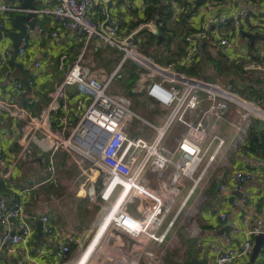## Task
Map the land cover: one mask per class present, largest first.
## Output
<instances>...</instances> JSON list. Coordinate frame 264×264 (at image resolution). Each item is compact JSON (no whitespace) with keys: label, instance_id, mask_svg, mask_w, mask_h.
<instances>
[{"label":"built area","instance_id":"built-area-1","mask_svg":"<svg viewBox=\"0 0 264 264\" xmlns=\"http://www.w3.org/2000/svg\"><path fill=\"white\" fill-rule=\"evenodd\" d=\"M38 1L46 7L37 8L36 17L49 18L54 28L50 32L44 31L36 21L34 29H29L22 37L18 56L27 52L33 36L55 41L61 34L74 32L84 38L86 46L95 40L104 48L117 50L120 59L113 73L103 81L91 74L89 59L82 52L36 117L27 114L18 103L24 91L20 78L13 76L8 100L0 101V112L15 121L25 122L23 129H28L24 138L26 141L21 143L16 160L30 154L29 139L40 148L51 145L52 152L62 149L77 164L78 177L84 180L79 187L83 197L92 202L99 201L96 229L85 246H77L75 258L68 259L70 243L63 242L54 250L44 241L34 246L37 258H48L55 264H91L97 247L105 239H120L117 235L121 234L130 238L132 244L127 248L128 245L118 240V250H113L117 257L111 258L110 264H164L168 245H171L168 241L170 230L178 216L191 197L199 192L190 204V218L196 210L194 204L202 202L201 193L210 183L211 171L225 166L229 154L246 144L251 119L264 123V111L235 95L229 85L210 83L178 72L172 64L160 65L147 58L141 51L142 40L137 39V34L143 27L149 28L152 34H157V29L145 24L127 33L109 13L108 5L118 0ZM153 1L138 0L141 6L150 5ZM22 2L0 0L1 32L6 30L5 16L30 12L21 7ZM95 4L98 10L94 16L92 8ZM260 14L264 15V7ZM262 19L253 23L247 12L209 19L204 29H195L183 36L184 54L179 66L187 70L196 65L200 57V43L208 37L210 27L229 26V35L238 37L241 32H262ZM218 41L223 50L229 47L230 42L226 38H218ZM11 57V50L5 52L0 66L6 65ZM128 63L135 67L131 91L127 93L122 90V94L118 90L111 91L113 82L123 77ZM40 67L41 63L37 62L32 80L38 78ZM12 75L11 69H8L7 76ZM68 87H75L90 102L64 138L62 134L65 128L61 133L53 132L49 116L59 106V99L64 97ZM133 93H144L152 101V107L169 109L161 126L143 120L131 109L129 97ZM203 101L207 103L204 110L201 109ZM232 105L240 112L241 121L235 126L233 136L227 138L220 133L219 126L225 122ZM194 113L200 114L195 121L189 119ZM134 120L144 123L154 135L145 138L141 137L142 134L131 135L129 128ZM173 125L179 127L180 131L176 147L169 148L163 144V139ZM257 166L264 171V157ZM0 169H4V177L9 176V160L1 146ZM252 175L250 171H236L232 181L234 191L241 192L252 180ZM149 176L156 179L158 185L155 190L148 186ZM94 185L99 187V191H95ZM225 188L224 185L220 186V189ZM183 191L185 197L177 205ZM232 201L222 199L225 207L232 206ZM176 205V210L170 216ZM226 214L224 209L219 215L221 221H225ZM39 221L46 237L56 236L46 214L41 215ZM187 224H190L189 219ZM241 225L244 230L239 246L229 249L216 246L214 264H235L251 256L254 237L264 236V227L250 224L247 218L242 219ZM0 227L4 230L0 238V252L5 248L27 246L33 238L34 232L25 214L21 194L9 203L0 199ZM188 230L191 237L199 234L193 224ZM238 231V228H233L230 233L223 232L224 241L230 242V237Z\"/></svg>","mask_w":264,"mask_h":264},{"label":"crops","instance_id":"crops-1","mask_svg":"<svg viewBox=\"0 0 264 264\" xmlns=\"http://www.w3.org/2000/svg\"><path fill=\"white\" fill-rule=\"evenodd\" d=\"M161 1L164 4H171L173 8L174 13L169 25L180 22L179 15L182 12L186 13L190 11L189 4L192 3L194 6H198L195 5L196 0ZM154 2L155 0L150 5H153ZM33 4L39 9L46 7V5L38 0H33ZM148 6L149 5L141 6L138 0H118V2L109 4L108 9L113 20L119 23L128 33L145 24L150 26V28L155 26L154 18L144 22L145 11ZM199 6V8L189 15L187 21L192 29L191 31L195 29H204L209 19L219 15L229 16L231 13L247 12L250 21L253 23L260 22L261 18H263L261 23L263 31L252 34L259 36L253 41L252 46H250V40L246 37H242L241 34L235 37L229 35L230 30L228 28L222 32L217 28H222L224 26L210 27L208 30V37L200 43L199 60L192 68L199 67L198 65L202 60V53L205 54L204 51L206 52L207 59L209 58L208 64L210 66L221 65L212 58V53L215 51V57H221L223 61L228 64L227 68L230 66L232 69L237 68L236 70H238V73L233 74H241L239 69H241L242 72L246 69H250V71L255 72V74L254 76L251 74L249 80H259L262 93L260 97L257 98H241L264 111V15L260 14L264 7V0H206ZM97 10L98 5L95 4L92 8L94 16ZM16 15L17 14H8L5 16L6 30L2 32L3 39L0 40V59H3L5 52L11 50V40L6 38L5 34L14 31L13 19ZM36 20L44 31L50 32V30L54 28L47 17H36ZM25 26L27 27V31H29L27 23H25ZM149 34L154 36L157 35L152 34L149 28L146 27H143L137 34V39L139 41L142 40L140 43L142 52H144L142 43L146 41V37H148ZM185 34L186 33L180 35L179 38L172 33L171 36L173 39L169 43L166 38L158 36L161 40L158 39L157 44L158 46L162 45V47H164L163 50L169 53V59L170 55L176 56L175 61H171L165 65L172 64L178 72L180 71L188 74L186 70L183 71L182 67L179 66V60L184 54L183 36ZM218 38H226L230 42L226 50L220 47ZM202 43H205L204 51L201 49ZM151 49L156 51L158 48L153 47ZM82 52L87 59H89L91 74L103 81L109 78L113 73L120 59V53H118L117 50L104 48L95 40L91 41L89 45L86 46L84 38L74 32L61 34L60 38L55 41H45L37 36L31 38L27 52L16 58V62L21 64L24 69L29 70L30 73L32 90L26 95L25 99L31 100L32 103L22 104L27 114L36 117L40 113L44 106L50 101L51 94L56 90L57 86L62 83L68 69ZM101 56L106 60L101 59ZM37 62L41 63V67L37 72L38 78L32 80V75L36 70L35 64ZM235 64L237 66H235ZM8 69H11L13 74L12 77L7 76ZM259 72L262 74L258 76ZM242 75L244 74L242 73ZM13 76H17V71L9 65V61L6 65L0 66V101L8 100ZM235 78H238V76ZM240 82L241 81L233 80V83H237V85L242 84ZM233 93L236 95L235 92ZM40 99H45L46 102L39 103ZM89 102V98L80 95L75 87L66 88L64 97L59 99V106H57L49 116L51 123L50 127L53 132L61 133L64 127L65 131L62 135L64 138L67 137L68 131L74 126L77 117L83 113ZM206 107L207 103L203 101L201 109L204 110ZM199 117V113H194L189 116V119L195 121ZM240 121V112L236 111L233 105L230 106L225 116V122L219 126L220 133L227 138H231L234 134L235 126H237ZM254 122L258 124L260 130H264V123L252 118L248 128L246 142L248 140L249 129ZM24 126L25 122L15 121L10 116L0 112V146L9 160L10 170L9 176L4 177V169H0V199L6 200L9 203L11 200L18 198L19 194L22 195L24 211L32 226L34 235L27 246L22 247L20 245L15 248L3 249L0 252V264H55L51 259L47 258L42 260L41 258H37L34 246L42 241L46 242L48 247L54 250L63 242L70 243L71 252L68 255V259H73L77 255V246L79 244H87L92 238L93 232L96 229L95 226L98 222V211L94 222L91 224L89 234L87 233L82 237L80 234L81 227H77L80 226L78 222L80 220L77 221L75 218L72 205L63 206V204L69 200H65L66 197L64 195H58V193L61 194V192H64L65 189L69 187V184L62 182L59 177L65 174L71 165L75 166L78 170L77 164L73 163L68 154L62 149L52 152L51 145L40 148L32 139H29L28 142L30 154L23 156L17 161L16 157L21 150V143L26 141L24 138L28 133L27 128L23 129ZM176 130L179 132L180 128L174 126V131L176 132ZM177 134L175 135L174 133L165 142V145L169 148H175L177 145ZM261 159L260 153L256 154L249 152L248 144L246 143L237 151L229 154L225 166L211 171L210 183L201 193L202 202L198 201L194 204L196 210L190 218H187V220L189 219L190 223L199 230L198 236L191 237L190 233H187V237L185 236L183 239V237H178L172 230L176 222L181 218L182 211L170 230L168 241L170 240L171 245H168L164 264H183V262L191 260L192 258H196L199 261H206L207 264H214L216 246L221 249L239 246L242 240L241 232L244 230V227L241 225L243 218H247L252 225L264 227V171L261 167L257 166ZM236 171H250L253 174L252 180L245 185L241 192H235L233 189L232 181ZM79 173L78 171L77 174ZM148 179L149 188L155 190L158 185L156 179L153 176H149ZM56 180L57 182L61 180V182L60 185L58 184V187L54 186L57 188L55 192L54 188H52V184H55ZM50 184L51 186H48ZM222 185L226 188L220 189ZM67 192L69 193L71 191ZM80 193L81 191L78 190V200L80 199ZM199 194V192H196L194 196L197 197ZM55 195L58 197L55 198ZM223 198H229L231 201L233 200L232 202H234V204L225 207L222 203ZM189 202L190 200L188 203ZM205 205L208 206L202 211V207ZM190 206L191 205H189V208ZM224 209L227 211V216L223 222L220 220L219 215ZM43 214L49 217L56 231V236L46 237L43 232L42 235L39 234V225L41 227L39 217ZM196 217H200L198 221H195L194 218ZM191 224H187L185 219L182 222L183 226L188 225L189 228ZM233 228H238L239 231L236 235H232L230 237V242L227 243L224 241L222 234L223 232L230 233ZM3 234L4 230L0 227V238ZM117 236H119L120 239H105L104 243L97 247L92 257L91 264H110L111 258L117 257V254L113 250H118V240L128 245L126 246L127 248L131 246L132 243L130 238L122 236L121 234ZM250 257L251 256L240 260L235 264H264V244H261V250L253 262H250Z\"/></svg>","mask_w":264,"mask_h":264},{"label":"rangeland","instance_id":"rangeland-1","mask_svg":"<svg viewBox=\"0 0 264 264\" xmlns=\"http://www.w3.org/2000/svg\"><path fill=\"white\" fill-rule=\"evenodd\" d=\"M173 10V8H171ZM15 17V16H14ZM175 24V23H174ZM173 24V25H174ZM182 23L180 22H176V24L172 27V29L174 30V36L177 35V37L180 38V35H182L184 32L183 28L181 27ZM187 26L188 28H190L189 23L187 22ZM218 29H220V32L225 31L227 28L230 29L229 26H224L222 28L217 27ZM176 31V32H175ZM164 47L160 46L156 51L149 48L144 50V54L147 58L160 63L161 65H165L166 61L169 59L168 57V52L163 50ZM213 56L212 58H214L215 61H218L221 64V68L223 70V72L225 71V69H230L229 75L228 72H218L216 70V66H208L205 70V76H209L210 80H207L205 78H203L206 81L209 82H214L217 84H221V85H229L232 89L233 92H235V86L237 87V83L235 84H230L228 83L229 80H238L241 82H247L249 81L250 75L252 74L254 76L255 72L250 71V69H246L245 71H243V74H233L231 72V66L227 68V63L225 61H223V59L221 57H215V51H213ZM103 60L104 59L102 56L100 57ZM109 58V57H108ZM235 66H237L235 64ZM249 68V67H247ZM262 73L259 72L258 76L261 75ZM227 75V76H226ZM236 76H238V78H235ZM240 82V83H241ZM239 83V84H240ZM121 83L119 81L113 82L110 90L111 91H117L120 92V94H122V89H119ZM131 100V109L137 114L139 115L143 120L149 122V123H154L157 126H161L163 124V121L165 120L166 116L169 113V109L164 108V107H152L151 103L152 101L145 96L144 93H133L130 97ZM129 131L131 132V135H141V137H147L150 135H154L153 131H151L144 123H142L139 120H134L132 126L129 128ZM175 133V135L178 133V131L176 130V132L174 131V125L168 130L166 137L163 140V144H165V142ZM79 170H77V168L73 165L70 166L69 170L66 171L65 174L61 175L59 178L62 180V182H64L65 184H69V187H67L65 189L64 192L58 193V195H64L66 197L65 200H69L67 202H65L63 204V206H67V205H72L73 208V213H75V218L80 221H78L80 224V226L77 227H81L80 228V234L81 236H85L87 233L89 234V230L91 229V224L94 222L95 218H96V214L97 211L99 209V201L96 200V202H92L90 201L87 197H82V193H80L79 197L80 199H77V191L79 190V187L81 184L84 183L83 178H79L77 174ZM61 180H57L55 181V184H52V188H54L55 192H56V187H58V184L60 185ZM48 186H51L48 185ZM96 188V189H95ZM94 189L95 191H99V187L94 185ZM67 191H71V192H67ZM66 193V194H65ZM58 197L55 195V198ZM185 197V191H183L181 193V195L178 198L177 201V205L179 204V202ZM197 197L192 196L190 199V202L186 205V207L184 208L181 218L176 222L175 226L172 228V230L174 231V233L178 236V237H183V239L185 238V236L187 237V231L189 229L188 225H182V222L185 221L187 222V218L189 217V215L191 214V211L189 210V205L193 202V200H195ZM71 199V200H70ZM177 205L173 208L170 216L174 213V211L177 208ZM208 205H205L202 207V211H204V209L207 207ZM200 217H196L194 218L195 221H198ZM84 223V224H83ZM191 224V223H190ZM84 225V226H83ZM177 226V227H176ZM117 235V234H115ZM81 237V238H82ZM86 244H83V246H85Z\"/></svg>","mask_w":264,"mask_h":264},{"label":"trees","instance_id":"trees-1","mask_svg":"<svg viewBox=\"0 0 264 264\" xmlns=\"http://www.w3.org/2000/svg\"><path fill=\"white\" fill-rule=\"evenodd\" d=\"M160 5H162L161 11L159 10ZM188 6L190 7V9H189L190 11L186 12V13L182 12L179 15L180 23H182V28L184 30V32H182L183 34L192 30L191 28H188V26H187V21H188L189 15H191L192 12H194L197 8L200 7L199 5L194 6V4H192V3L189 4ZM171 8H172L171 4H169V3L164 4V3H162L161 0H160V2H159V0H155L153 5H149L146 8L144 22L154 18L155 26L157 28V35L154 36V35L149 34L148 37H146V41L142 43V49L146 50L149 48H153V47L159 48L160 46H162V45L158 46V44H157L158 36L166 38L168 43L173 39V37L171 36V34L174 33V30L172 29L173 25H169V23H171V19H172L173 13H174V11ZM204 48H205V43L204 44L202 43L201 49L203 51H204ZM204 53L205 54L202 53V60H201V63L198 65L199 66L198 68H191V69H187V70L182 68V70L183 71L186 70V72L189 75L210 80L209 76H205V70L209 66V64H208L209 58L207 59L205 51H204ZM175 59H176L175 55H170V59H168L166 61V63L168 64L171 61H175ZM155 63H157V62H155ZM157 64H160V63H157ZM215 66H216V70L218 72H220V71L223 72L221 65L218 64ZM236 69H231V72L232 73H238V70H236ZM239 70L242 74L243 73L242 70L241 69H239ZM134 72H135L134 65L131 63H128L124 69L123 77H121L120 79L117 80L121 83L119 89H122V90H124V92H127V93L129 91H131L133 81H134ZM224 72H228L227 75H229L230 69H225ZM228 83H230L232 85L234 84L233 80H229ZM241 83L242 84L238 85L237 87L235 86L234 90H235L236 95H238L239 97H245L247 99H250L253 97H256V98L260 97V94L262 93V91L260 88L259 80L251 79L247 82H241ZM29 93L30 92L24 90L22 97H20L18 99V103L22 105V104H25L28 101H30V100L25 99L26 95H28ZM42 102H46V100L40 99L39 103H42ZM246 143L248 144L249 152L256 153V154L260 153L261 157L262 158L264 157V130H260L258 128V124L256 122H254L249 129L248 140Z\"/></svg>","mask_w":264,"mask_h":264},{"label":"water","instance_id":"water-1","mask_svg":"<svg viewBox=\"0 0 264 264\" xmlns=\"http://www.w3.org/2000/svg\"><path fill=\"white\" fill-rule=\"evenodd\" d=\"M206 0H196L195 5H202ZM21 7L27 10H30V12L26 14H18L13 19V26L14 31L8 32L5 34L6 38H9L11 40V52L12 57L9 60V65L14 68L17 71L16 78H20L22 80L24 90L31 92L32 87L30 83V73L29 70L24 69L23 66L16 62V58L18 57V47L20 44V41L22 37L25 36L27 27L25 26V23L28 24V28L30 30H33L36 25V5L33 4V0H23L21 3ZM159 10H162V5L159 6ZM242 37H246L250 40V46H252L253 41L258 38V35H252L245 32H241ZM3 39V34L0 31V40ZM160 39V38H158ZM161 40V39H160ZM159 40V42H160ZM130 94V93H129ZM90 101V100H89ZM39 234L42 235L41 227L39 225L38 228ZM261 244H264V236L263 235H257L254 237V244L253 249L250 257V262H253L260 250H261ZM183 264H207L206 261H199L196 258H192L191 260L183 262Z\"/></svg>","mask_w":264,"mask_h":264}]
</instances>
